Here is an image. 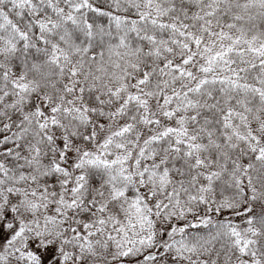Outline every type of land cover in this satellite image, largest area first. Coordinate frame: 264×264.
I'll return each mask as SVG.
<instances>
[{
  "label": "snow or ice",
  "instance_id": "6c2138e0",
  "mask_svg": "<svg viewBox=\"0 0 264 264\" xmlns=\"http://www.w3.org/2000/svg\"><path fill=\"white\" fill-rule=\"evenodd\" d=\"M0 264H264V0H0Z\"/></svg>",
  "mask_w": 264,
  "mask_h": 264
}]
</instances>
